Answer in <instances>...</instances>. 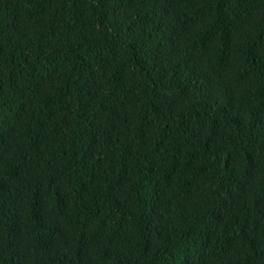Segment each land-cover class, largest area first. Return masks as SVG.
I'll list each match as a JSON object with an SVG mask.
<instances>
[{"label": "trees", "instance_id": "1", "mask_svg": "<svg viewBox=\"0 0 264 264\" xmlns=\"http://www.w3.org/2000/svg\"><path fill=\"white\" fill-rule=\"evenodd\" d=\"M0 264H264V0H0Z\"/></svg>", "mask_w": 264, "mask_h": 264}]
</instances>
